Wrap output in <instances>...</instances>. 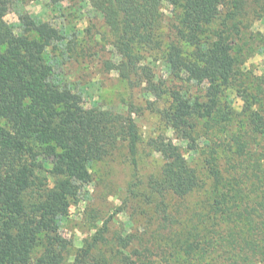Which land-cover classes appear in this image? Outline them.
Instances as JSON below:
<instances>
[{
    "label": "trees",
    "instance_id": "trees-1",
    "mask_svg": "<svg viewBox=\"0 0 264 264\" xmlns=\"http://www.w3.org/2000/svg\"><path fill=\"white\" fill-rule=\"evenodd\" d=\"M67 1L100 14L112 69L168 129L145 141L163 161L126 186L147 207L144 229L94 222L69 258L59 224L93 181L92 163L123 144L135 169L143 137L131 104L86 106L56 73L48 48L65 39L61 28L32 17L16 32L12 0H0V264H264V31L253 27L264 0ZM159 51L169 83L145 59ZM207 177V199L185 203Z\"/></svg>",
    "mask_w": 264,
    "mask_h": 264
},
{
    "label": "rangeland",
    "instance_id": "rangeland-1",
    "mask_svg": "<svg viewBox=\"0 0 264 264\" xmlns=\"http://www.w3.org/2000/svg\"><path fill=\"white\" fill-rule=\"evenodd\" d=\"M32 17L49 21L64 31L63 42L55 43L48 49L54 56V70L66 81L76 85L81 91L83 104L86 106L96 104L120 113H126L128 105L131 104L134 109L132 116L143 137L136 155L135 169L123 144L106 158L92 163L90 171L93 181L87 186V191H83L71 204L69 214L59 224L60 233L72 241L71 256H69L72 258L77 248L81 247L83 239L93 232L94 222L100 225L102 221L109 219L110 232L117 228L128 231L144 229L146 220L142 210L147 207L141 202H136L132 195L126 199L129 194L126 186L132 179L133 173L146 183L149 176L159 171L163 160L159 154L149 149L145 141L149 136L168 129L159 115L150 109V105L142 95V90L139 87H131L112 69L115 58L111 52L107 27L100 14L90 5L86 3L74 5L67 0H63L61 4H53L48 0H12L5 15V19L14 24L16 32L21 31L22 26L19 24L23 19ZM253 27L264 31V22L255 21ZM148 54L150 56H145V59L155 75L158 78H166V82L169 83L161 52ZM249 62L256 64L259 62V57ZM232 101L237 114L240 100L233 94ZM166 103L162 100L156 105L161 107ZM217 150L219 164L222 167L225 165L227 153L223 152L221 147ZM197 154L195 153L198 157ZM198 165L202 166L200 162ZM223 176L226 177L227 173H223ZM138 178H135V181L141 189L142 184L139 183ZM211 185H213L212 179L207 177L198 189L185 198L184 202L196 203V207L199 206L207 199ZM125 200L126 205L123 202ZM174 200L172 199L170 203L173 204ZM130 204L132 206L139 204L140 208L134 209ZM120 206H123L124 210L121 208L122 211L116 212ZM149 210L151 211L152 208ZM152 228L153 226H149V230ZM161 245L165 246L164 242H161Z\"/></svg>",
    "mask_w": 264,
    "mask_h": 264
}]
</instances>
